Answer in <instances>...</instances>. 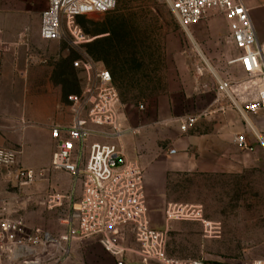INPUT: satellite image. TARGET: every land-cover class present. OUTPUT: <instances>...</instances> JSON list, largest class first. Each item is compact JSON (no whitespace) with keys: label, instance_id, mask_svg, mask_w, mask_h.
Returning <instances> with one entry per match:
<instances>
[{"label":"rangeland","instance_id":"374dc122","mask_svg":"<svg viewBox=\"0 0 264 264\" xmlns=\"http://www.w3.org/2000/svg\"><path fill=\"white\" fill-rule=\"evenodd\" d=\"M249 12L254 11L249 8ZM222 19L221 13L213 11L187 32L168 0H118L109 12L76 18L75 23L86 39L84 43L75 45L66 31L60 40L47 46L51 57H26L27 68L35 74L53 71L48 80L61 89V102L71 112L69 124L78 115L87 116L91 108L89 97L98 84L95 72L89 77L84 70L74 68L73 62L89 57L94 71L108 69L119 93L121 119L130 130L126 135L144 140V150L155 159H169L161 164L168 168L166 189L161 193L172 204H202L206 217L217 220L215 223L221 228L217 238L208 237L203 225L201 229L186 227L184 232L160 230L165 233L168 255L199 259L203 264H255L264 261V154L256 157L254 152L237 149L231 142V131L226 139L221 136V132L227 135L221 130V123L211 119L215 106L222 101H218L215 76L224 80L246 76L237 64H229L239 52L226 31L228 23ZM204 61L214 74L206 70L203 76L198 75L196 68L204 66ZM32 80L44 81L36 77ZM71 95L83 97L82 103L70 101ZM201 114L204 115L199 126L189 131L180 129L181 119ZM21 121L24 125L29 123L26 119ZM214 129L218 132L216 144L205 142L207 137L202 134ZM190 136L199 137L201 151L219 152L204 155L201 160L221 163L227 155L228 172H190L180 166L182 162L189 166L202 156L192 152L197 146L192 147ZM11 148L19 156L20 145ZM171 150L177 154L171 155ZM137 159L141 160L140 153ZM34 170L35 180L23 183L0 167V220H21L27 239L34 235L40 239L37 245L28 243L32 254L20 260L14 259L13 249L0 250V264H28L35 260L40 264H62L66 260L74 264H101L106 257L111 259L112 255L93 238L69 244L62 241L59 246L67 231L65 218L76 182L71 173L54 169L52 162ZM125 233V245L136 250L133 231L127 229ZM46 236L52 240H46ZM207 239L212 240L211 244L205 243ZM61 246L70 247L68 256ZM99 249L104 252L99 253ZM121 262L159 264L129 256H123Z\"/></svg>","mask_w":264,"mask_h":264},{"label":"built area","instance_id":"2783aa9c","mask_svg":"<svg viewBox=\"0 0 264 264\" xmlns=\"http://www.w3.org/2000/svg\"><path fill=\"white\" fill-rule=\"evenodd\" d=\"M118 0H47L42 12L40 37L45 41H57L67 31L75 45L86 41L82 29L75 23L77 17L102 14L113 10ZM181 27L189 32L213 11L222 14L228 23L231 43L238 56L229 61L237 64L246 75L243 79H221L217 77L216 92L222 100L242 117L264 112V44L259 42L249 8L244 0H168ZM74 68L84 70L89 77L95 72L97 87L89 97L91 108L86 117H75L67 126L51 129L56 140L52 157L54 169L64 170L74 176L75 192L71 195L69 213L65 223L67 231L61 236L66 243L77 239H96L113 256L126 252L138 254L144 262L159 264H203L199 259L175 258L166 252L165 233L151 226L148 213L145 169L138 159H129L122 141L129 128L120 114L119 93L113 85L111 72L96 69L91 58L73 62ZM197 73L213 72L204 61L197 66ZM214 74V72H213ZM69 100L81 104L83 97L71 95ZM79 113L78 110H76ZM201 115H191L180 120V129H192ZM252 129V128H251ZM254 132V130H253ZM92 137L97 140L90 142ZM234 141L239 149L253 151L245 134H237ZM175 154L176 150H171ZM18 151L0 148V167L6 168L10 176L23 183H31L36 171L18 165ZM166 219L198 221L205 234L217 238L221 233L218 223L205 219L201 205L170 204ZM21 220L8 217L0 220V250L13 249L14 259L20 260L32 254L28 247L37 245L40 239L34 235L27 239ZM125 229H131L138 244L136 250L125 245ZM39 230H37V233ZM50 236L46 240L50 241ZM52 240V239H51ZM65 256L70 247H60ZM27 263V262H25ZM28 264H40L31 261ZM255 264H264L258 261Z\"/></svg>","mask_w":264,"mask_h":264},{"label":"crops","instance_id":"0c3cea01","mask_svg":"<svg viewBox=\"0 0 264 264\" xmlns=\"http://www.w3.org/2000/svg\"><path fill=\"white\" fill-rule=\"evenodd\" d=\"M244 2L251 11H254L250 15L259 42L264 44V0H244ZM46 7L47 0H0V148H11L12 145L19 144L18 165L31 169H40L51 164L56 149V140L52 137L51 129L56 126H67L71 120L70 110L61 102V89L58 86L54 87L52 80H48L51 79L53 71H50V74H35L27 68L29 62L26 57H34L35 60L39 57H51V53H48L46 48L54 41L41 39L39 33L42 12ZM222 20L227 22L224 17ZM33 77L43 78L44 81H33ZM229 107L224 101L219 102L214 109L215 116L211 117V119L216 118L217 122L221 123V130L227 133L226 135L221 132V136L228 139V133L231 131L234 135L231 142L239 149L234 138L237 134H245L248 141L254 145V150L248 152H254L256 157H261L264 154V112L242 117ZM22 119H26L28 125L22 124ZM200 120L201 117L194 127L200 125ZM217 133L214 129L202 134V137H207L205 142L215 143L217 141L214 138ZM190 138L192 147L197 146L192 152L202 156L197 157L198 160L193 161L189 166L183 162L180 166L190 172H228L227 155L224 156L226 160L221 163L203 161L200 158L204 155H216V152L219 153L218 150L201 151L198 146L199 137L190 136ZM95 140L97 138L92 137L90 142ZM122 144L129 159H137L138 154L141 155V160H138L145 169L146 199L151 226L163 231L176 229L184 232L186 227L191 226H200L201 229L202 224L198 221L166 219L165 209L172 202L167 199L166 194H162L166 189L165 177L168 168H162L161 164L168 162V157L155 159L152 153L144 150V140L133 136L126 135ZM28 154L32 155V158H27ZM193 205L203 207L198 203ZM203 212L206 220L217 222L206 217L204 207ZM211 241L207 239L205 243L211 244ZM102 252L104 251L99 249V253ZM123 256L140 258L129 251L122 256L112 255L111 259L106 257L101 264H123L121 262ZM107 260L111 262L108 263ZM62 264H74V262L66 260Z\"/></svg>","mask_w":264,"mask_h":264},{"label":"trees","instance_id":"16d2710c","mask_svg":"<svg viewBox=\"0 0 264 264\" xmlns=\"http://www.w3.org/2000/svg\"><path fill=\"white\" fill-rule=\"evenodd\" d=\"M105 40H108V39H105ZM94 46H95V42L94 43H92Z\"/></svg>","mask_w":264,"mask_h":264}]
</instances>
